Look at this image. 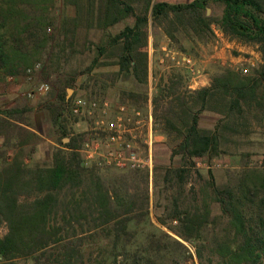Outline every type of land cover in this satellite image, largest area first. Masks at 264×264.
I'll return each instance as SVG.
<instances>
[{
    "label": "trees",
    "instance_id": "16d2710c",
    "mask_svg": "<svg viewBox=\"0 0 264 264\" xmlns=\"http://www.w3.org/2000/svg\"><path fill=\"white\" fill-rule=\"evenodd\" d=\"M210 1L223 5L216 23L224 32L259 44L262 62L257 77L225 70L210 85L193 90L181 91L173 83L158 86L159 93L151 100L154 124L171 138V154L181 155L184 163L129 169L132 176L123 177L121 185L112 189L104 187L93 169L83 166L75 150L80 135L71 136L62 120V135L69 140L60 143L70 151H55L51 164L29 166L14 150L18 144L8 142L12 151H3L8 156L0 169V224L5 222L7 227L0 236V264H17L20 259L33 264H162V247H152L163 238L180 245L178 239L190 241L198 264L264 262V170H235L223 183H217L209 170L191 200L185 189L192 170L200 176L196 158L230 154L226 146H236L237 136L252 119L264 115V0H64L73 11L63 12L59 22L53 0H0V81L25 73L45 57L40 71L58 76L53 84L56 100L69 105L63 86H71V78L60 76L78 51L79 31L87 32L95 24L106 28L132 16L133 23L111 35L100 51L110 48L107 57H114L111 63L119 74L146 84L149 18L170 20L172 16L182 24L187 20L200 34L203 26L210 30L213 21L203 12ZM203 111L218 115L213 129L199 126ZM11 113L5 111L0 122L12 132L21 128L17 127L21 121ZM149 175L171 191L167 213L158 220L173 235L152 233V238H146L148 249L131 251L130 223L148 214ZM213 204L218 205L224 223L209 241L208 227L220 223ZM83 205L88 209L83 210Z\"/></svg>",
    "mask_w": 264,
    "mask_h": 264
},
{
    "label": "rangeland",
    "instance_id": "374dc122",
    "mask_svg": "<svg viewBox=\"0 0 264 264\" xmlns=\"http://www.w3.org/2000/svg\"><path fill=\"white\" fill-rule=\"evenodd\" d=\"M53 1L52 10L58 22L63 12L69 14L73 11L71 5H66L64 0ZM155 1L184 3L191 0ZM222 9L223 5L214 1H210L205 6L204 16L213 21L210 24V30L203 26V33L200 32V34H196L192 30L191 24L187 20L182 24L172 16L170 20L153 21L149 18L147 24L148 76L146 84L138 83V85L137 82L134 83L135 81L131 77L125 79L124 76H121L117 65L111 63L114 57H107L110 48L104 52L100 51L101 45H106L111 35L117 33L126 24L133 23L134 18L132 16H128L106 28L95 24L87 32L85 29L80 30L76 46L78 51L70 62L65 65V68H63L64 74L60 76V78L66 76L71 78L72 85L63 86L65 100L68 101L74 96H86L99 101L107 99L113 109L117 104L125 103L132 104L135 107L138 106L144 113L149 111L148 106L150 104L152 121L151 125L144 127V134L147 133V138L150 135L153 153L152 167L183 164L184 160L181 155L171 154L174 142L171 138L166 137L160 128L154 124L151 100L153 95L159 93L158 86L161 85L162 87L168 83H173L181 91L193 90L210 85L212 79L225 70L257 77L256 70L262 62V54L258 43L231 36L216 23ZM136 12H139V9H136ZM167 30L170 31V35L166 32ZM183 57H188L190 61H186ZM44 58L40 60L41 63L38 68H35L36 63L31 67L30 74L25 71V73L18 75L21 90L16 102L10 107L9 111L13 113L11 114L14 118L21 121L19 122L21 124H18L17 127L22 129L17 128L12 132L7 131L6 128L2 127L3 123L0 122V132H2L0 133V169L6 164L5 156L7 153L3 155V151H12L11 147H7L8 142L18 144L14 150L16 152L20 151L25 163L29 166L51 164L52 155L58 149L69 152L70 150L60 143L69 140V138L62 135V125L60 123L62 120L67 125V131L71 136L80 135L75 150L79 153L83 166L93 169L94 175L99 178L104 187L112 189L115 185H121L123 177L132 176L133 173L128 171L129 169L98 165L93 161L88 165H84L79 148L83 140L88 137L87 135L95 132L92 130L94 122L88 118L81 119L82 124L74 126L80 119L70 113L68 103L64 105L60 100H56L53 84L58 76L53 73L47 75L40 71L41 64L43 65L46 62V58ZM70 70H75V74L68 76L67 73ZM28 75L31 76L28 77ZM42 82H47L50 85L49 90L46 93H35L32 97H29L28 92L35 90L36 86ZM217 118V114L203 111L200 113L199 126L213 129ZM16 133L20 135H16ZM7 135L12 136L10 140L7 139ZM237 140L238 144L236 146H226L229 148L230 154L214 157L203 156L195 159L196 169L199 171L200 176L198 177L192 170L188 178L185 189L189 200L192 199L198 186L203 183V179L208 176L209 170L217 183L225 182L232 171L242 168L264 170V115L259 114L258 118L252 119L251 125L247 126L245 131L237 136ZM138 145L142 151H145L146 144L139 141ZM149 178L148 214L140 220H133L130 223V229L134 234L129 245L131 251L148 249L149 244L146 245V238H152L150 236L152 233L161 236L160 233L165 231L173 235L158 220L159 217L164 218L167 213V197L171 191L165 189V185L161 180H156V183H154L152 177ZM132 191L133 189L130 188L129 192ZM24 197L22 196V199H25ZM83 206V210L88 209L86 205ZM212 210L218 216L220 223L208 227L209 229H207L205 235L209 241L214 240V232L219 231L222 227L221 223H224V219L219 217L221 213L217 204L212 205ZM6 231V223L2 222L0 224V236H3ZM178 240L181 241V245L167 238L161 239V243L153 244L152 248L162 247L161 254L164 257L161 263L198 264L194 245L190 241ZM17 264L33 263L27 259H20Z\"/></svg>",
    "mask_w": 264,
    "mask_h": 264
},
{
    "label": "built area",
    "instance_id": "2783aa9c",
    "mask_svg": "<svg viewBox=\"0 0 264 264\" xmlns=\"http://www.w3.org/2000/svg\"><path fill=\"white\" fill-rule=\"evenodd\" d=\"M183 59L190 61L188 57ZM39 66L40 63H36L35 68ZM26 71L30 74L32 69ZM49 88L47 82H42L35 90L29 91L28 96L46 93ZM69 110L80 120L88 118L94 122L92 130L95 132L87 135L79 148L84 165L93 161L98 165L151 170L150 135L147 138V133L144 134V127L151 125L150 111L144 113L141 108L125 103H119L113 109L107 99L99 101L86 96L72 97ZM139 141L146 144L145 151L140 149Z\"/></svg>",
    "mask_w": 264,
    "mask_h": 264
},
{
    "label": "crops",
    "instance_id": "0c3cea01",
    "mask_svg": "<svg viewBox=\"0 0 264 264\" xmlns=\"http://www.w3.org/2000/svg\"><path fill=\"white\" fill-rule=\"evenodd\" d=\"M18 79L19 76H8L0 81V118L6 117L4 115L5 111L7 112L13 106L20 94L21 84L18 82ZM150 109L151 106L149 104L148 110L151 111ZM80 123L81 120H78L74 126H78Z\"/></svg>",
    "mask_w": 264,
    "mask_h": 264
}]
</instances>
